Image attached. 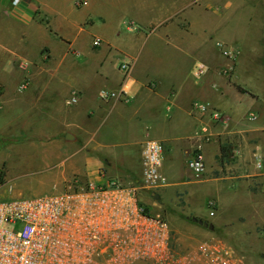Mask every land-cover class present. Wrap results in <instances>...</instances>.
Listing matches in <instances>:
<instances>
[{"label": "crops", "instance_id": "crops-1", "mask_svg": "<svg viewBox=\"0 0 264 264\" xmlns=\"http://www.w3.org/2000/svg\"><path fill=\"white\" fill-rule=\"evenodd\" d=\"M11 2L0 0V139L12 140L0 156H27L83 183L100 185L121 176L137 182L144 145L156 140L164 147L163 196L170 191L178 207L197 197L205 204L213 200L216 210L223 199L241 207L253 202L252 230L257 229L264 258V170L257 169L255 156L264 157V127H257L256 114L244 115V105L253 108L258 100L236 77L242 53L226 27L238 16L239 10L229 14L233 3L26 0L14 7ZM219 44L239 51L232 78L220 74L229 60ZM123 62L132 64L128 75ZM198 62L208 71L197 79L192 70ZM101 90L125 95L104 101ZM73 96L77 104L69 103ZM195 101L224 113L231 124L194 111ZM199 145L206 170L197 177L189 162Z\"/></svg>", "mask_w": 264, "mask_h": 264}, {"label": "built area", "instance_id": "built-area-1", "mask_svg": "<svg viewBox=\"0 0 264 264\" xmlns=\"http://www.w3.org/2000/svg\"><path fill=\"white\" fill-rule=\"evenodd\" d=\"M26 0H12L18 7ZM101 44L94 40V46ZM228 64L220 71L231 77L239 59L238 50L219 44ZM22 67L24 65L21 64ZM131 62L121 69L128 75ZM208 67L194 65V78H202ZM26 83L20 89H25ZM125 91L101 90L99 98L117 100ZM77 104V96L69 102ZM193 110L207 114L213 122L228 127L231 119L203 102L195 101ZM204 139L213 135L206 131ZM201 133H198L200 136ZM240 151L235 155L239 156ZM256 166L264 170V157L255 155ZM164 147L148 140L142 152L143 172L139 181L128 184L110 179L103 184L83 183L79 177L70 180L64 191L32 199L11 198L0 201V264H248L246 255L222 237L202 240L194 251H180L173 244L170 224L153 216L141 204L140 192L156 197L167 185L162 173ZM189 168L200 177L206 170L205 156L199 145ZM208 207L215 215L213 200Z\"/></svg>", "mask_w": 264, "mask_h": 264}, {"label": "rangeland", "instance_id": "rangeland-1", "mask_svg": "<svg viewBox=\"0 0 264 264\" xmlns=\"http://www.w3.org/2000/svg\"><path fill=\"white\" fill-rule=\"evenodd\" d=\"M229 1L234 5L229 14L239 10L238 16H232L231 22L226 25L235 37L233 45L240 48L242 53L240 61L238 60L240 65L236 77L238 82L257 92L258 101L253 104V108L248 104L244 105V115L248 117L251 113L256 114L257 127H264V0ZM215 7L221 6L215 5ZM216 37L224 39L225 35L217 34ZM246 97L250 102L251 97ZM262 138L264 141L263 136ZM11 142L12 140H6L7 144H4L0 139V154ZM24 157L27 156H0V176L1 173L5 174V184L0 185V201L58 194L64 191V181L74 177L70 173L60 176L57 171H62V168L50 170L51 164L50 166L44 162L36 164L34 161L25 160ZM113 179L124 184L129 183V179L123 176ZM215 191H208V193H215ZM162 192L161 189L157 191L161 194ZM172 196L168 191L166 197L162 194L161 199L156 200L151 194L140 192V201L150 214L170 224L173 230V244L177 249L186 252L194 251L199 243L208 237H224L228 238L234 247L245 252L244 254L247 253L249 264H258L259 261L264 264V258L259 255L262 245L257 241V229L252 230L256 228L252 215L253 202L246 207H241L223 199L222 205L215 210V215L211 216L210 212L214 209H210L202 198H195L186 207L182 204L178 207V201L176 202ZM242 219L246 222L242 223ZM199 220L212 224L213 230L200 225ZM205 234L207 237H204Z\"/></svg>", "mask_w": 264, "mask_h": 264}, {"label": "trees", "instance_id": "trees-1", "mask_svg": "<svg viewBox=\"0 0 264 264\" xmlns=\"http://www.w3.org/2000/svg\"><path fill=\"white\" fill-rule=\"evenodd\" d=\"M238 89L243 92V93H248L247 90L241 88V87H238ZM4 177H5V174L4 173H1V176H0V185H4L5 184V181H4Z\"/></svg>", "mask_w": 264, "mask_h": 264}, {"label": "water", "instance_id": "water-1", "mask_svg": "<svg viewBox=\"0 0 264 264\" xmlns=\"http://www.w3.org/2000/svg\"><path fill=\"white\" fill-rule=\"evenodd\" d=\"M198 223L200 225L204 226V227H208L210 230L213 229V225L212 224L209 225L208 223L204 222L203 220H199Z\"/></svg>", "mask_w": 264, "mask_h": 264}]
</instances>
